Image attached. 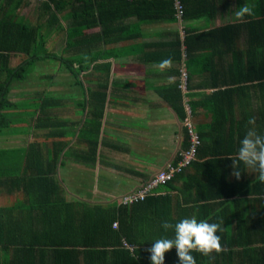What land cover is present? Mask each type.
I'll list each match as a JSON object with an SVG mask.
<instances>
[{"label": "trees", "instance_id": "trees-1", "mask_svg": "<svg viewBox=\"0 0 264 264\" xmlns=\"http://www.w3.org/2000/svg\"><path fill=\"white\" fill-rule=\"evenodd\" d=\"M40 1L38 20L31 24L19 15L28 0H0V136L23 119L28 130L35 129L36 137L41 133L44 137L43 144L35 138L25 148L0 149V199L4 193L6 197L23 193L31 203L28 213L17 202L11 207L0 202V264H98L95 255L106 254L113 256V264H152L148 251L152 243L174 235L165 232L162 222L175 224L193 216L224 228L218 233L223 251L210 257L194 252L197 264H264V182L257 179L256 172L252 178L246 174V167L237 160L240 145L232 144L237 134L243 139L252 127L249 118L244 117L249 110H264V0H179L181 18L175 9L178 0ZM244 4L253 6L255 12L244 23L230 22L207 31L191 25L192 20L212 21ZM122 6L124 14L117 16ZM148 7L157 10L158 16H169L182 28L164 56L147 57L146 62L171 58L184 63L188 70L186 93L179 83L157 91L183 125V144L163 170L177 167L181 154L191 150L189 124L201 145L188 165L152 189L144 200L125 205L118 200L97 202L81 196L69 201L65 195L71 189L60 179V171L72 160L96 167L100 143L105 144V113L121 99L118 89L122 87L111 83L113 63L108 60L117 58L114 51L118 49L110 48L121 40L115 37L117 23L137 16L146 20L142 11ZM94 28L100 30L88 35L87 30ZM126 29L131 33L127 40L137 37V22ZM52 36L66 40L59 47L60 54L48 48ZM220 45L225 49L217 51ZM205 54L209 60L219 57L226 67L209 68L208 78L216 90L200 103L193 90L207 83L192 81ZM17 56L22 60L13 66L12 59ZM56 60L61 62L63 73L72 76L80 87L77 102L71 92L55 94L48 89L30 103L27 99L13 102L11 94L17 81L28 78L38 63ZM87 79L95 89L85 85ZM256 95L262 96L258 102L248 100ZM73 107L86 116L71 123L69 118L54 113ZM202 107L208 108L214 121L204 129L194 124ZM20 108L23 111L15 115L14 110ZM237 115H242L244 121ZM230 117L234 124L228 133L226 123ZM229 136L233 139L228 143ZM75 145L86 148L76 149ZM233 160L239 165L240 179L232 175ZM172 191L179 192L177 199L170 196L167 202L161 192ZM165 264H179L176 249L165 254Z\"/></svg>", "mask_w": 264, "mask_h": 264}, {"label": "crops", "instance_id": "crops-1", "mask_svg": "<svg viewBox=\"0 0 264 264\" xmlns=\"http://www.w3.org/2000/svg\"><path fill=\"white\" fill-rule=\"evenodd\" d=\"M33 1L35 0H28L27 5L19 11L20 17L24 20H27V22L31 24H35L38 20L37 15H34L35 19L33 18L32 20L28 18V15H26V12L29 13ZM109 10L110 9H108L107 11L109 12ZM145 10L142 11L144 19H146L144 21H141L137 16V19L136 17L124 20L122 19L117 23V30L115 31L117 34L115 35V37L121 40L116 44L110 46V48L114 50L118 49L117 51H114L116 52L115 54L117 55V58L112 57L108 60L113 63L111 83L114 81L119 85V87H122V89H118V96L121 97V99L116 106L109 108L105 113L102 130L106 132V138L105 144L100 143V145L102 146H100V152H98V161L96 163V167L90 168L72 160L68 162L66 168L60 171V179L66 181L71 187H69L71 189L69 193L65 195L69 201L75 200L76 197L80 198L81 196H83L85 198L97 200V202H107L114 199L118 200V203H120L119 198L124 197L134 189L142 186L155 174L167 167V165L170 164V162L173 160L177 150L179 149V146L183 144V125L178 119V116L175 114V112L171 109V107H169L166 99L163 98L157 91L161 88L165 89L177 83H179V88H181L180 85L182 83L183 71H185L188 75V70L186 69V67H183L185 65L184 63L178 64L176 62H173L171 69L161 71L155 67L157 62H146L145 60L147 57L164 56L165 53H167L166 51L170 50L169 45L176 39V32H178V30L180 31L182 27H180L179 23L177 22H171L168 18L169 16L167 15L164 17L158 16V14L160 13L155 9L148 7ZM117 12V16L123 15V6L119 7V12ZM231 15L232 12L226 15L225 13L219 14L212 21L208 20L207 18H199L196 20H192L191 25L194 27H198L203 31H207L211 28H216L226 23H230L229 17H231ZM136 22L137 37L127 40L131 33L129 29L124 30V28L128 24H131V26H133V24L136 25ZM99 30L100 28L87 30V34L91 35L98 32ZM65 42L66 40L63 37L52 36L51 38H49L48 48L49 50L51 49L52 52L59 54L62 51V48L59 47H61V45H64ZM56 43L58 47L54 49L53 44ZM199 45L203 46L202 43H200ZM205 47H207L206 44ZM207 48L215 49L210 48L209 46ZM217 48H219L217 51L225 49V47H221V45ZM217 54L219 55V52ZM202 59L203 61H199V63L197 64V68L199 70H197L198 74L194 76L192 81L193 84L198 85L207 83L206 86H200L197 89L193 90L195 94L198 93V97L196 98V100L200 103L206 102L204 101V98L207 96H211L213 94V91L216 90L213 81L208 78V73H210L208 71L210 69L220 70L222 69V67H226L223 62H219V57H215L214 59L209 60V56L205 54ZM20 60H22L21 56L13 58V66H16ZM43 67H48V70H53L55 73H48L47 75L39 76L38 78H36V85L34 86L33 82L32 84H27L28 78L23 81H17L13 86L11 94V96H13V102L18 103L23 101L24 99H31L28 100V103H30L33 100V97H39L46 89L55 94L65 93L63 89H65L68 85L71 87L70 92L73 93L74 97L76 98L75 101L77 102V99L80 96L81 89L76 85V80L72 82L66 81L65 83H63V79H61V76H63V71L60 61L56 60L52 62L50 63V66L45 63H38L36 67L34 66L32 68L28 77L33 74L37 68L42 69ZM177 70H181L179 76ZM201 70H204L202 71L204 74H201ZM48 76L53 77L49 79L47 78ZM85 85L92 87L94 86V83H92L90 79H87ZM92 88L95 89V87ZM186 92L183 91V93ZM258 97L262 96L256 95L253 96V98L248 97V100L252 99L253 102H258ZM125 101H128V103L130 101L137 102V134H130L131 141L137 145H126L128 148L133 149L134 151L137 150L136 159H134L132 156H129L128 148H123L118 144L122 148L118 150L113 146H117L116 144H114L116 142H113L109 139L110 136L119 137V134L116 131L112 132L111 129L108 128V126H113L116 122H118V125L120 127V121H122L123 119L118 116V121H114L115 123L110 122L109 117H114V114L112 112L113 109L118 106H122L124 109L134 108V104L131 103L132 105H128ZM20 111H23L22 108L14 110L15 115H17V113H19ZM59 112L60 114L56 111L54 113L58 114L60 117L69 118V121L71 123L73 120L82 118V115L86 116V113L82 114L74 107L73 109L61 110ZM249 112L250 114L244 117H255L256 131L259 135L264 136V110L261 112H259L258 110H249ZM30 115L33 117L35 116L31 113ZM244 117L242 115H237V119H241L243 121L245 119ZM128 121L130 120L128 119ZM25 122L26 121L23 119L18 120L12 128L4 131V133L0 136V149L25 148L28 145L34 143L35 138L43 144V133H41L40 137H36L35 129L28 130L27 127L29 126H25L27 125ZM233 122V118L230 117V120H228V122L226 123V126L230 128L229 131L227 130L228 133L232 132L231 127L232 124H234ZM131 123L132 122H129V124ZM194 124L200 129H204L207 125L212 126V124H214L213 118L208 108L202 107V109L198 111V115L195 118ZM76 139L77 137H74V142ZM232 139V136H229L228 143ZM240 139L242 138L237 134L232 144L240 145ZM74 147L76 149L86 148L84 146L77 147L76 145ZM99 153L102 155L101 157L99 156ZM112 153L113 155H115L116 153H126V159L120 161L117 158L113 157ZM98 167H100V170L102 169L106 173V175L114 176L115 179L123 178V176H125V188L127 190H124V187H122V191L120 194H114L111 192V190L101 188V192H97L95 195H93L95 186H97V184H93L91 182V177ZM246 174L252 178V176L255 175V172L252 169L246 168ZM84 175L86 176V181L89 182V185H86L85 187L83 185V180L81 179ZM178 184L180 185L181 181L178 182ZM99 190L100 188L98 186L97 191ZM161 193V196L165 198V200L170 196H172L175 200L177 199L176 197L179 192L172 191ZM2 195L3 198L0 199L1 204H3L2 206L11 207L14 206V204H16L17 202V204H21V208L28 209L24 211H29L31 203L25 200V194L21 193L15 197H6L7 195L5 193ZM166 201L168 202V200ZM25 223L26 226H29L26 221ZM124 244L129 245L125 242ZM95 258L98 261V264H113V262H116L113 256L108 254H106L105 256L95 255Z\"/></svg>", "mask_w": 264, "mask_h": 264}, {"label": "clouds", "instance_id": "clouds-1", "mask_svg": "<svg viewBox=\"0 0 264 264\" xmlns=\"http://www.w3.org/2000/svg\"><path fill=\"white\" fill-rule=\"evenodd\" d=\"M254 16V7L244 4L232 11L229 20L234 24L244 23L246 17ZM172 64V59L166 58L157 62L155 67L161 71L169 70ZM248 124L252 127L247 130L240 142L237 160L242 162L246 168L256 172L258 174L257 179L264 182V136L259 135L256 131L255 117L249 118ZM237 160H233L234 170L232 175L240 179L242 174L238 170ZM120 204L122 203L120 202ZM161 226L165 232L172 231L174 235L171 238H159L152 243V247L148 249L152 264H165V254L172 249H176L179 264H197L193 255L194 252L210 257L213 253L218 254L223 251L222 238L218 233L223 232L224 228L220 223H209L207 220L198 221L193 216L191 218H183L175 224L165 220Z\"/></svg>", "mask_w": 264, "mask_h": 264}, {"label": "rangeland", "instance_id": "rangeland-1", "mask_svg": "<svg viewBox=\"0 0 264 264\" xmlns=\"http://www.w3.org/2000/svg\"><path fill=\"white\" fill-rule=\"evenodd\" d=\"M40 3H41L40 0L33 1V4H32V6L30 8L29 13L26 12V15H28L29 16L28 18H30L31 20L34 18V15L35 16L37 15V12H38L37 8L39 7ZM53 47H54V49L56 47H58L57 43L53 44ZM52 62L53 61H47V62H44V63L47 64L48 66H50V63H52ZM48 73H55V72L53 70H48V67L47 68L43 67L42 69H38L37 68L36 71L28 77L27 84H32V82H33V86L36 85V78H38L39 76L47 75ZM31 79H33V80H31ZM61 79H63V83H65L66 81L67 82H70V81L72 82V81L75 80L72 76H70L68 74H65V73H63V76H61ZM127 88H130V87H127ZM70 89H71V87L69 85L65 89H63L65 91L64 95H68L67 92H70ZM182 90L184 92L187 91L186 89H182ZM27 102H28V100H27ZM125 102L128 105L134 104V108L133 109H124L122 106H118L115 109H113V111H112L113 114H114V117L113 118L109 117V121L113 122V123H115L114 121H118V119H119V118H117L118 116L120 118H123L122 121L119 120L121 122L120 123L121 129L118 128L119 127L118 122H116L115 125H113V126L112 125L108 126V128L111 129L112 132L116 131L119 134V137L118 136L117 137H111L110 136L109 139L111 141H113V142H116V143H114L116 145L119 144L123 148H128L127 147L128 145L129 146L130 145H137V144H135V143H133L131 141V137H130L131 135H136L137 134V102L136 101H130L129 103H128V101H125ZM131 112H132L133 115L131 114ZM128 119L130 121H128ZM129 122H132V123L129 124ZM131 148H132V146H131ZM133 152H134V154H133ZM120 154L116 153L115 155H113V153H112L113 157L117 158L120 161H123V159H126L125 158V156H126L125 154L126 153H124V154L120 153ZM128 154H129L130 157L132 156L134 159L137 158V150L134 151L133 149L128 148ZM124 167H125V165H124ZM99 170H100V167L97 168V170L93 173V175L91 177V182L93 184H97V186H95L93 195H95L97 192H101L102 191L101 188H105V189L111 190V192L114 193V194H120L121 191H122V187H124V190H127L125 188V180H124L126 178L125 176H123V178L115 179L114 176L106 175V173L102 169L100 170V173H99ZM120 177H122V176H120ZM81 179L83 180L84 187L86 185H89V182L86 181V176L85 175ZM65 184H66V186L70 187V185L67 182H65ZM98 186L100 188L99 191H97ZM119 199L121 200L122 198H119ZM25 200H27V199H25Z\"/></svg>", "mask_w": 264, "mask_h": 264}, {"label": "built area", "instance_id": "built-area-1", "mask_svg": "<svg viewBox=\"0 0 264 264\" xmlns=\"http://www.w3.org/2000/svg\"><path fill=\"white\" fill-rule=\"evenodd\" d=\"M176 4V8L178 10V16L181 18L183 15V7L181 2L178 0L175 2ZM187 80H188V75L185 71H183L182 74V83L180 85V87L182 89H186L187 87ZM189 128H191L190 130V135L192 137V147L190 151H186L183 152L181 154V160L178 163L177 167L174 166H170L169 167V171H160L157 175L156 178L154 180H152L150 183H148L147 186H142L140 190L138 191H132L130 193H128L127 195H125L122 199H121V203L125 204V205H129V204H133L139 200H144L148 194L150 193V191L156 187H158L159 184H164L167 181L171 180L173 178V176L175 175V173L177 171L181 170V167L188 165L194 158H195V154L197 152L198 147L201 145L200 139L197 135L196 132H193L191 125L189 124ZM115 227H117V225H115Z\"/></svg>", "mask_w": 264, "mask_h": 264}]
</instances>
